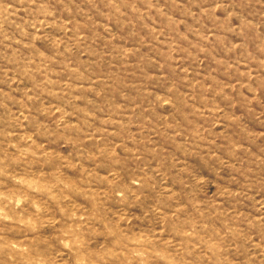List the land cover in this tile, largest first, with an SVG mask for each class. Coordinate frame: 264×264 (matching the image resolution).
<instances>
[{
    "label": "rangeland",
    "instance_id": "rangeland-1",
    "mask_svg": "<svg viewBox=\"0 0 264 264\" xmlns=\"http://www.w3.org/2000/svg\"><path fill=\"white\" fill-rule=\"evenodd\" d=\"M0 264H264V0H0Z\"/></svg>",
    "mask_w": 264,
    "mask_h": 264
}]
</instances>
